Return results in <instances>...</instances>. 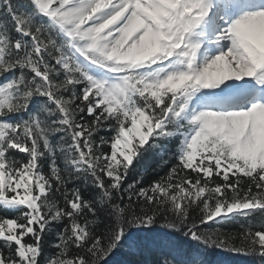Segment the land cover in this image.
<instances>
[{"label":"snow or ice","instance_id":"6c2138e0","mask_svg":"<svg viewBox=\"0 0 264 264\" xmlns=\"http://www.w3.org/2000/svg\"><path fill=\"white\" fill-rule=\"evenodd\" d=\"M264 264V0H0V264Z\"/></svg>","mask_w":264,"mask_h":264},{"label":"trees","instance_id":"16d2710c","mask_svg":"<svg viewBox=\"0 0 264 264\" xmlns=\"http://www.w3.org/2000/svg\"><path fill=\"white\" fill-rule=\"evenodd\" d=\"M218 252V251H217ZM216 253V252H215ZM215 253H212L208 256L205 257V259L207 260V264H210V259L212 258V260H214V258L212 257ZM220 254H222L223 256H233L232 254H228V253H222L219 252Z\"/></svg>","mask_w":264,"mask_h":264}]
</instances>
